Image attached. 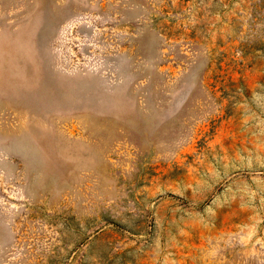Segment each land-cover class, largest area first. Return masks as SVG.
I'll return each mask as SVG.
<instances>
[{"label": "rangeland", "instance_id": "374dc122", "mask_svg": "<svg viewBox=\"0 0 264 264\" xmlns=\"http://www.w3.org/2000/svg\"><path fill=\"white\" fill-rule=\"evenodd\" d=\"M0 264H264V0H0Z\"/></svg>", "mask_w": 264, "mask_h": 264}]
</instances>
